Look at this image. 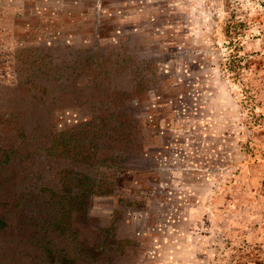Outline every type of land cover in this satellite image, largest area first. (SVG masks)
I'll use <instances>...</instances> for the list:
<instances>
[{
    "label": "rangeland",
    "instance_id": "obj_1",
    "mask_svg": "<svg viewBox=\"0 0 264 264\" xmlns=\"http://www.w3.org/2000/svg\"><path fill=\"white\" fill-rule=\"evenodd\" d=\"M0 264H264V0H0Z\"/></svg>",
    "mask_w": 264,
    "mask_h": 264
}]
</instances>
